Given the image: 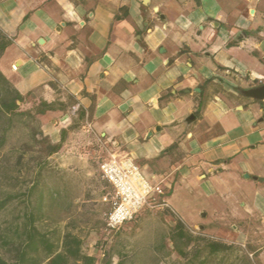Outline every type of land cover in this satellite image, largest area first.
Here are the masks:
<instances>
[{"label":"crops","instance_id":"obj_1","mask_svg":"<svg viewBox=\"0 0 264 264\" xmlns=\"http://www.w3.org/2000/svg\"><path fill=\"white\" fill-rule=\"evenodd\" d=\"M0 29L12 40L0 72L30 104L62 109L39 118L54 144L65 131L49 157L61 170H80L108 206L87 118L161 183L142 209L158 212V247L177 255L181 222L264 264V100L244 94L264 85V0H0Z\"/></svg>","mask_w":264,"mask_h":264},{"label":"rangeland","instance_id":"obj_2","mask_svg":"<svg viewBox=\"0 0 264 264\" xmlns=\"http://www.w3.org/2000/svg\"><path fill=\"white\" fill-rule=\"evenodd\" d=\"M29 108V104L20 106L22 111ZM45 125V128H51L55 123L47 120ZM42 126L43 123L40 120L38 124L23 118L14 122L8 134L7 144L0 153V193L3 191L18 193L34 181L36 168L32 160L36 152L32 148L31 130L33 128L41 130ZM83 137L85 140L93 141L89 133H85ZM87 153H90L87 157H92L91 150ZM20 154L24 156L18 163L17 157ZM59 162L58 158L49 159L40 179L41 187L45 191L44 218L39 224L42 230L56 229L61 234L67 228L81 239L83 253L99 257L102 251L109 250L113 254L114 263L117 262L116 253L120 252L127 253L129 256L130 260L125 264H181L184 262L175 254L172 257L170 246L167 248L168 253L157 246L160 243L162 230L161 223L154 216L158 212L156 213L154 209L145 208L140 211L141 214L153 215L151 217L124 225L115 232L106 230L104 213L108 210V206L99 202L100 194H98L96 183L91 182L89 177L74 166L69 171L61 170ZM58 187L63 188L61 198L56 197L57 202L51 204L46 195L47 188L54 190ZM101 187H105L103 181ZM19 210L20 206L16 202L13 203L1 216V220L10 219ZM184 217L185 221L192 225L188 216ZM198 218L201 220L203 216L199 214ZM190 231L193 236L201 235L197 230ZM212 240L223 243L221 239L212 238ZM232 246L235 248L211 257L210 262L205 264H246L244 257L247 255L242 252L243 250L240 253L238 246ZM155 257L158 258V262L154 261ZM202 257H207L206 253H202Z\"/></svg>","mask_w":264,"mask_h":264},{"label":"trees","instance_id":"obj_3","mask_svg":"<svg viewBox=\"0 0 264 264\" xmlns=\"http://www.w3.org/2000/svg\"><path fill=\"white\" fill-rule=\"evenodd\" d=\"M11 43L10 38L0 29V58ZM30 102V95H20L0 72V153L7 144L8 134L16 120L23 118L38 124L40 116L62 110L57 103ZM24 104H29L30 108L22 111L20 106ZM64 136L65 131L61 130L60 141L54 144L40 129L31 130L32 148L36 152L32 160L36 168L34 181L18 193H0V264H125L130 260L127 253L120 252L116 253L117 262L114 263L113 254L109 250L102 251L99 257L87 255L82 251L81 239L67 228L60 234L56 229L44 231L39 227L44 218L45 199L40 179L48 165L49 157L60 150ZM90 150V160L97 166L103 155L93 147ZM23 156L18 155V163L23 160ZM62 190L63 188L59 187L54 190L47 188L46 195L51 204L57 202L56 197L61 198ZM102 194L110 197L111 192L106 189ZM15 202L20 206V210L10 219L1 220V216ZM177 228V232L173 236L170 235L169 240L174 248L175 244H181V248L176 250L177 256L184 260L181 264H205L210 262L211 257L227 251L228 247L221 242L200 235L193 236L181 222L176 225ZM159 249L164 250L160 247ZM202 253H206L207 257H202ZM154 261L158 262V258L155 257Z\"/></svg>","mask_w":264,"mask_h":264},{"label":"built area","instance_id":"obj_4","mask_svg":"<svg viewBox=\"0 0 264 264\" xmlns=\"http://www.w3.org/2000/svg\"><path fill=\"white\" fill-rule=\"evenodd\" d=\"M12 69L15 70L14 67ZM84 129L90 134L103 155L98 163V169L102 179L112 189L110 197L102 198V201L109 205V210L104 216V223L108 231L115 232L126 222L131 221L144 207L154 206L149 202V198L151 195L162 194L161 183L154 185L149 183L129 156L114 151L110 143L104 141L92 130L87 118ZM89 155L90 153H86V157ZM160 204L166 206L164 202Z\"/></svg>","mask_w":264,"mask_h":264},{"label":"water","instance_id":"obj_5","mask_svg":"<svg viewBox=\"0 0 264 264\" xmlns=\"http://www.w3.org/2000/svg\"><path fill=\"white\" fill-rule=\"evenodd\" d=\"M43 41L39 40V44H41ZM244 94L247 97H250L252 99L255 100H259V101H263L264 100V85H262L261 87L255 88V89H249L247 91L244 92ZM194 119V116H190L188 120H192Z\"/></svg>","mask_w":264,"mask_h":264}]
</instances>
